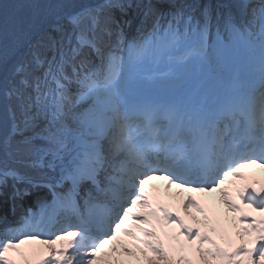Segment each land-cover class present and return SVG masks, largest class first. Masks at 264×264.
Wrapping results in <instances>:
<instances>
[{
    "label": "snow or ice",
    "instance_id": "1",
    "mask_svg": "<svg viewBox=\"0 0 264 264\" xmlns=\"http://www.w3.org/2000/svg\"><path fill=\"white\" fill-rule=\"evenodd\" d=\"M0 225V264H264V0H0Z\"/></svg>",
    "mask_w": 264,
    "mask_h": 264
},
{
    "label": "bare ground",
    "instance_id": "2",
    "mask_svg": "<svg viewBox=\"0 0 264 264\" xmlns=\"http://www.w3.org/2000/svg\"><path fill=\"white\" fill-rule=\"evenodd\" d=\"M29 205H30V206L33 205V201H32L31 203L29 202ZM9 218H10V219H13L14 217L9 213Z\"/></svg>",
    "mask_w": 264,
    "mask_h": 264
},
{
    "label": "rangeland",
    "instance_id": "3",
    "mask_svg": "<svg viewBox=\"0 0 264 264\" xmlns=\"http://www.w3.org/2000/svg\"><path fill=\"white\" fill-rule=\"evenodd\" d=\"M174 191H175V189H174Z\"/></svg>",
    "mask_w": 264,
    "mask_h": 264
}]
</instances>
